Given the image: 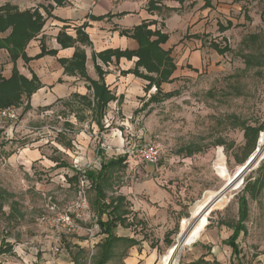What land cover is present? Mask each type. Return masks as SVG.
Segmentation results:
<instances>
[{
  "label": "rangeland",
  "instance_id": "1",
  "mask_svg": "<svg viewBox=\"0 0 264 264\" xmlns=\"http://www.w3.org/2000/svg\"><path fill=\"white\" fill-rule=\"evenodd\" d=\"M173 1L180 2V10L187 13L195 10V14L200 15L194 18V21L199 19V25L196 23L189 27L187 33L176 28L177 24L171 23L167 29L165 24L161 26V29L171 31L175 40L167 48L172 50L177 70L172 76L174 82L163 88L165 93H174L172 98L136 112L142 108L145 98L156 92V88L146 95L143 89L134 92L130 85H125L121 101L110 103L101 130L92 112L83 107V102L74 101L78 107L75 106L73 111L58 101L60 99L55 101L51 89H44L41 93L45 94L40 95L42 99L36 101L37 96L33 99L31 110L24 113L25 104L20 108L10 107L16 109L19 118L14 121L0 119V129L3 130L1 142L4 143L0 150V188L12 197L0 217V241L7 240L18 253L39 249L37 237H45V232L40 233L46 228L49 230L47 225L51 218L47 199L52 197L63 208L77 195V187L70 182L75 171L99 168L102 157L108 160L126 156V168L116 176L113 188L107 192L108 197L130 196L133 181L141 178L149 180L154 189L167 191L173 198L171 202L179 208L171 213L176 215L169 240H165L166 235L151 240L155 246L163 240L156 263L162 264L183 225L193 215L196 204L220 191L228 176L251 158L244 163L248 152L244 131L234 128L231 123L233 117L252 127L264 122V0H209L212 2L210 10L202 7L205 0L193 3L192 0ZM5 4L26 11L53 4V0H0V7ZM169 13L172 12L164 14L169 16ZM229 23L232 27L225 32L219 29V26L226 28ZM39 38L34 40L38 47ZM210 43L221 48L228 46L231 51L221 55ZM246 58L251 59V66H247ZM17 65L23 75L30 76L28 69H33L42 77L41 80L46 81L53 76L57 63L53 59L25 66L19 60ZM11 69L9 54L0 50V76H8ZM47 69L50 73L43 75ZM72 81L62 80L64 84ZM74 83L85 87L83 81ZM85 94L92 97V92ZM49 106L50 109L42 110ZM76 114L84 120L78 119ZM67 121L74 124L72 132L66 129ZM64 129L67 131L63 139L58 134ZM218 141L224 144L218 146ZM67 143L71 144L70 148ZM145 145L157 147L159 158L156 164L147 163L143 154L138 155ZM194 145L202 151L192 157L182 153L183 148ZM99 149L103 155L98 154ZM219 157L224 163L223 172L217 167ZM262 160L249 168L230 197L208 215L200 238L184 247L176 264L196 262L201 258L197 251L203 244V253L208 259L218 258L222 264H230L231 250L224 243L233 232L217 224L219 221L237 223L238 198L248 182L257 177L264 157ZM260 171L264 174V169ZM88 195L92 203L94 191L91 189ZM246 196L249 203V218L245 223L247 234H241L237 241L240 254L235 256L233 264H264V188L257 198L249 193ZM143 200L153 209L162 203ZM11 201L18 204V212L10 216ZM93 212L92 215L95 214ZM85 235V231H81L78 237L82 241ZM97 246L95 244L94 254L98 251ZM82 252L81 261L87 262L89 249ZM16 255L15 252L7 256L15 262L20 260ZM94 260H91L92 264ZM109 264H121V258L111 260Z\"/></svg>",
  "mask_w": 264,
  "mask_h": 264
},
{
  "label": "trees",
  "instance_id": "2",
  "mask_svg": "<svg viewBox=\"0 0 264 264\" xmlns=\"http://www.w3.org/2000/svg\"><path fill=\"white\" fill-rule=\"evenodd\" d=\"M56 6H63L67 0H53ZM233 2H242L243 0H232ZM155 2L150 1L149 10H159L155 6ZM204 9H212V2L205 0ZM54 9L53 5L39 6L35 9H29L26 11H20L18 7L11 4H5L0 7V50H5L9 54L10 61L12 63V70L10 78H5L0 76V110L10 107L20 108L25 104L23 109L24 113L32 109L31 100L34 94H36L44 86L40 78L30 69L31 78L23 75L18 68V61L22 60L25 66L29 65L33 61H38L45 57L57 58L59 51L55 49H49L47 47L45 37L40 39V53L34 57H30L27 53V48L29 44L37 40V38L42 34L44 27L49 19L58 20L54 17L52 11ZM44 14L42 13V11ZM169 12H175V9L166 8ZM99 19H104L101 17ZM154 25V22H144L141 25L135 27L131 31H123L121 34L123 36L134 39L139 48L137 51H120V50H106L101 53H93L92 59L95 64V69L98 74V80H93L88 76L87 73V55L82 47L91 46V41L88 34L85 32L87 24L82 25L76 29V37L67 34V27H63L56 37L58 45L62 49L74 48L75 52L70 59L60 58L57 59L58 63L64 69V74L68 76H79L86 82V88L89 92H92V97L79 94H73L69 100H58L63 102V105L69 109L75 111V106L78 107L74 101L83 102V107L89 109L94 116V120L98 127L102 130L104 128L103 119L109 108L110 103L121 101L123 98L120 96L117 98L115 94L110 90V87L106 83L105 76L107 72L97 65V60H100L104 65L112 62L115 58L116 62H119L121 58H127L132 60L137 58L134 69L123 71L122 75L127 76L133 74L135 77L146 81L148 84L144 87L146 95L151 92L153 88H156L154 94H150L146 97L144 104L140 111H144L151 104H160L165 100H168L174 96L173 92L165 93L163 91V84H171L174 82L172 79L173 74L177 70V65L171 56V51H165L162 45L166 44L169 40V35L163 33L161 29L151 30L150 27ZM164 26V25H162ZM232 27V24L224 28L219 26V29L225 32L228 28ZM195 38V37H194ZM210 46L219 54H224L231 51L228 46L221 48L218 44L210 43ZM251 59L246 58L247 66H251ZM144 70L145 72H142ZM58 83H62L60 79ZM80 105V104H79ZM49 107H44L42 110H48ZM78 116L77 114L75 115ZM78 118V117H77ZM80 119V117L78 118ZM80 120H84L81 118ZM232 126L234 128H241L244 131V136L246 139L247 157L244 163L249 157H251L258 147V142L260 135L264 132V122L257 127H252L240 120L239 118H232ZM65 126L68 131L72 132L74 124L67 121ZM66 129L62 133L58 134V137L65 138ZM64 134V135H63ZM3 130L0 129V150L3 148V142L1 138L3 137ZM60 139V138H59ZM60 142H63L61 140ZM64 143V142H63ZM218 146L224 144L223 141H218ZM68 148L71 144L66 145ZM202 149L197 146H187L182 149L187 157H192L196 153L201 152ZM98 154L103 155L101 149L98 150ZM126 156H119L106 160L102 157V160L97 169H82L75 171V175L70 179V182L78 187L80 179L83 177L85 180L90 182V189L94 191V199L92 203L89 199V204L91 211L95 213L94 216L98 219V225L100 229L101 239L98 242L97 253L88 261H84L82 264H92L91 260H94V264H109V262L115 256V249L119 244H123L126 248L135 246L137 242L129 238L117 237L115 230L121 227H128V216L131 214L130 202L125 195H118L116 197H108L107 192L109 189L113 188L114 180L119 172L126 168ZM66 166V165H62ZM260 169H264V163L261 165L257 171V177L254 181L248 182L242 195L238 198V221L235 224L225 223L223 221L218 222V226H226L233 231L232 235L226 241V244L232 248L233 256L240 254V250L237 244L238 239L241 234L246 235L247 230L245 223L249 218V203L246 194L249 193L250 196L257 198L263 188H264V174H261ZM260 171V172H259ZM5 190L0 188V217L4 215V207L6 203H9L11 199ZM89 198V195H88ZM18 204L14 201L10 202L11 213L10 216L18 212ZM210 226V225H209ZM208 226V227H209ZM171 236V235H170ZM169 234H166L165 240H169ZM169 244L171 243L168 241ZM154 246V244L152 245ZM15 247L13 244L7 242V240L0 241V256L15 254ZM95 249V248H94ZM82 251H80L81 253ZM80 253L75 255L72 259L73 263L77 262V259L81 258ZM78 255V256H77ZM74 263V264H75ZM79 264V263H77ZM191 264H220L217 261L213 263L206 262L203 259H199Z\"/></svg>",
  "mask_w": 264,
  "mask_h": 264
},
{
  "label": "crops",
  "instance_id": "3",
  "mask_svg": "<svg viewBox=\"0 0 264 264\" xmlns=\"http://www.w3.org/2000/svg\"><path fill=\"white\" fill-rule=\"evenodd\" d=\"M150 1L155 2V6L158 7L157 9L159 10L150 11ZM193 2H195V0H192V3ZM53 4H51L54 6L52 14L54 17L58 18V20L49 19L39 39L45 37L47 47L49 49L58 50V56L57 58L45 57L33 62L54 59L57 65L54 67L53 76H49V79L46 81L41 80L42 77H40L36 71L31 69L37 74L44 86L33 95L31 103L36 96V101L42 99L40 95L43 96L45 94L41 93L44 89L52 90L56 97L55 101L58 99H64L65 97V100H69L73 94L85 96L87 95L85 93L89 92L86 88L87 84L83 79L79 76L65 75L64 69L57 61V59L60 58L70 59L75 52L74 48L62 49L56 41V37L63 27H67V34L75 38L76 29L84 24L88 25L85 32L90 38L91 46H85L82 48L87 55L86 67L88 76L93 80H98V74L92 59L93 53L98 54L110 49L120 51L138 50V43L134 39L123 36L121 34L123 31H131L144 22H154V25L150 27L151 30L161 29L163 24H165L166 29L170 27L171 23L177 24L176 28L179 27V30H185L186 33L188 32L189 27H193L196 23L199 25V19L194 21V18H197L200 15L199 13L195 14V10L191 13H187L188 11H182L180 10V8H182L180 2L177 3L173 0H67V2L61 7L56 6L54 1ZM166 8L175 9L177 11L169 13V16H165L164 13L167 11ZM101 17H104V19H99ZM48 28L50 30H48ZM161 30L163 33L170 34L168 42L162 45V48L165 51H171L172 56V50L168 49L167 46L175 41L173 39L174 35L170 33L171 31H165L164 29ZM38 42L39 47L36 46L35 41H32L29 44L27 53L30 57H34L40 53V41ZM137 60V58H133L132 60L121 58L119 62H116V59L113 58L112 62L107 65H104L100 60H97V65H99L103 71L107 72V75L105 76L106 83L117 98L124 95L125 85H130V89L132 88L134 92H139V89H143L144 91V87L148 84L146 81L135 77L133 74L127 76L122 75L123 71L134 69ZM11 70L9 71V75L5 78H10ZM28 70L30 72V69ZM141 71L145 72L144 70ZM49 73L50 70L47 69L43 75ZM25 76L31 78L32 75L30 73V76ZM60 79L63 81L65 80V82H70L71 80L74 81L67 84H64L63 82L58 83ZM75 81L85 82L83 83L85 87H79L77 84L80 83H74ZM164 85L166 84H163L162 88H164ZM115 102H118V100ZM133 174L137 175L136 172ZM129 192L130 196L124 195L130 202L131 214L128 216V223L130 225L128 227L119 226L115 230V234L117 237L133 239L137 244L128 249L125 245L119 244L115 249V256L112 260L116 261L121 258V264H156L160 257V248L163 240L159 242L158 246H152L153 241L151 240L155 237L164 238L166 233H170L174 224L173 217L176 215L171 213L179 210V208L176 204L171 202L173 201V198L167 191L154 189L149 180L144 181L141 178H137L133 181ZM168 196H170V199ZM144 198L149 199L150 201L152 200L153 202L162 203L159 205V208L153 209L148 202L143 200ZM140 231H143V233H139ZM44 232L46 233L44 238L42 236L37 237L39 249L30 253H27L24 250L19 251V253L15 251L17 254L16 258H20V260H16L15 262L11 261L7 255H1L0 264H16V262L19 264H71L73 263L72 259H74L75 255L80 253V251L86 250V252H88L89 249V253H91V249L93 248V244L88 241L87 235H85L82 241L78 237L79 234L75 236L63 235L61 237V243L64 247V253L53 256L51 253V248L54 245L52 234L47 228L46 230L41 231L40 234ZM100 239L101 237H99V240ZM226 241L224 244L228 247L227 249L231 250L229 257L230 264H233V259L235 257L233 256L232 248L226 244ZM202 246L200 245V248L197 251L198 254L201 255V258L199 259H203L210 263L217 261L222 264L218 261V258L213 260L208 259L207 256L204 255L205 253H203ZM81 259L82 258L77 259V262L74 263L82 264L81 262H83V260L81 261Z\"/></svg>",
  "mask_w": 264,
  "mask_h": 264
},
{
  "label": "built area",
  "instance_id": "4",
  "mask_svg": "<svg viewBox=\"0 0 264 264\" xmlns=\"http://www.w3.org/2000/svg\"><path fill=\"white\" fill-rule=\"evenodd\" d=\"M17 118H19V115L14 108L0 110V119L14 121ZM156 148V146L145 145V149H141L138 155L143 154V157L147 159H145L147 163L156 164L158 161L157 158H159V151ZM145 160L144 162H146ZM89 189L90 182L82 177L77 187L76 198L72 202L63 206V208H60L58 204L53 201L52 197L47 199V210L51 215V218L48 219L47 227L52 234L54 243L53 247L51 248V253L53 256L64 253V247L61 243V237L63 235L75 236L81 231H85L88 241L93 244V248L91 249L90 253V259L95 255L94 247L95 244L99 242L100 229L98 225V219L92 215L90 208L88 198Z\"/></svg>",
  "mask_w": 264,
  "mask_h": 264
},
{
  "label": "bare ground",
  "instance_id": "5",
  "mask_svg": "<svg viewBox=\"0 0 264 264\" xmlns=\"http://www.w3.org/2000/svg\"><path fill=\"white\" fill-rule=\"evenodd\" d=\"M253 160L251 161L250 167L254 164H258L264 157V133L259 139L258 149L251 156ZM263 161V160H262ZM245 165L239 167L233 175H229L228 181L225 186L231 182L234 177L243 169ZM217 167L219 171L223 172L225 167L223 160L219 157ZM249 167V168H250ZM250 170V169H248ZM247 170V171H248ZM240 174L225 190L224 187L218 191L212 197L203 199L199 201L195 206V211L190 219L183 225L180 235L177 238L176 243L167 251L166 255L162 260V264H176L180 254L182 253L184 247L191 245L194 241L200 238L201 234L205 229V223L208 215L216 209L220 203L227 197H230V193L233 188L242 180L243 175L247 172ZM249 172V171H248ZM247 172V174H248Z\"/></svg>",
  "mask_w": 264,
  "mask_h": 264
},
{
  "label": "water",
  "instance_id": "6",
  "mask_svg": "<svg viewBox=\"0 0 264 264\" xmlns=\"http://www.w3.org/2000/svg\"><path fill=\"white\" fill-rule=\"evenodd\" d=\"M257 149H258V147H257ZM257 151V150H256ZM253 160V158L251 157L249 160H248V162L245 164V166L243 167V169L234 177V179L231 181V182H229L228 183V185H226L225 187H224V189L223 190H225L227 187H229L230 186V184H232V182L240 175V174H242V173H244L245 171H247L248 169H249V167H250V164H251V161ZM227 190V189H226ZM195 242V241H194ZM192 244V243H191Z\"/></svg>",
  "mask_w": 264,
  "mask_h": 264
}]
</instances>
